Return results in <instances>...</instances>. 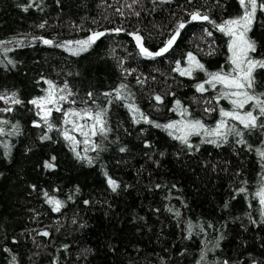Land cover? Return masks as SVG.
I'll use <instances>...</instances> for the list:
<instances>
[{"label":"trees","instance_id":"16d2710c","mask_svg":"<svg viewBox=\"0 0 264 264\" xmlns=\"http://www.w3.org/2000/svg\"><path fill=\"white\" fill-rule=\"evenodd\" d=\"M194 11L220 24L242 10L238 0H0V41H23L0 46V94L15 92L22 101L11 105V112H0V119L9 121L6 132L19 127L18 135L0 136V264H264V205L256 195L264 186V160L257 153L264 150V128L248 130L229 121L245 143L235 135L215 144L207 142L212 137L191 135L188 147L155 126L181 121L180 111L187 109L184 119L212 128L219 109L232 108L227 99L217 103L220 85L196 91L208 78L204 71L189 78L174 70L177 61L187 66L189 52L207 72L231 69L230 38L207 21L189 22ZM180 21L185 27L162 56H142L130 37L139 33L144 46L156 52ZM92 32L105 35L79 55L55 46ZM248 36L256 42L250 55L264 59V12L257 11ZM3 47L11 51L4 54ZM253 75L254 91L264 93V69ZM45 81L67 83L73 95L62 102L64 110L107 109L110 131L90 137L99 148L89 145L85 153L82 142L76 147L91 164L78 158L57 130L65 127L62 112H52L49 132L29 103L45 95ZM122 83L130 100L109 104L111 97L103 94ZM128 102L152 123L135 122ZM8 106L0 101V107ZM249 110L251 103L242 111ZM73 135L84 140L79 132ZM3 143L10 146L7 155ZM46 161L54 167L46 168ZM109 177L119 185L115 191ZM49 197L63 202L59 212Z\"/></svg>","mask_w":264,"mask_h":264},{"label":"snow or ice","instance_id":"6c2138e0","mask_svg":"<svg viewBox=\"0 0 264 264\" xmlns=\"http://www.w3.org/2000/svg\"><path fill=\"white\" fill-rule=\"evenodd\" d=\"M34 2V0H33ZM137 0H133V3H136ZM238 3L241 8V14L237 17L227 19L220 24H217L215 21L210 20V17L207 13H201L200 11H194L190 13V21H207L220 32L228 36L229 44L228 50L231 53L229 56V63L231 65L230 71H224L221 69L217 72H207L204 65L200 63L196 57L189 52L187 54L186 67H181L180 61L176 62L175 71L181 76H188L191 78L194 71H204L207 75V79L204 82L198 83L195 85L196 91L203 94L208 89L205 85H208L212 89H215L217 85L221 86L222 91H220L215 98L217 103L220 99H227L232 105L231 110H225L224 108L219 109L220 119L216 123L215 127L209 128L198 119H184L185 116L190 115L187 112V109L180 111L182 117L181 121L170 122L165 125L156 124V127H162L168 131L169 135H172L175 139L180 140L182 143L186 144L188 147H192L189 143V137L191 135H203L205 137H212L214 139L208 140L210 143H217L218 140H227L229 135H235L241 137L237 142L245 143L243 140V132L236 126V124H229V121H236L239 125L243 126V129H255L257 127L264 128V121H261L260 118L264 117V93L257 94L254 91L255 78L253 73L257 68L264 69V59H255L250 54L256 51V42L249 38L248 33L251 31L253 22L256 18L257 11L264 12V0H238ZM32 7V4L27 5L23 8L24 11ZM131 7V5H129ZM119 11V9L117 10ZM123 15V13H121ZM139 15V13H136ZM45 25L42 23L39 25L40 28H43ZM185 27V22L180 21L177 25L175 32L170 36V38L165 42L164 46L161 47L156 52L149 51L142 42L143 38L138 33H130L139 47L140 54L148 58H155L158 56L164 55L168 52L173 44L175 43L177 37L180 34V30ZM122 29H114L115 32L119 33ZM207 35L211 36L212 33L207 31ZM105 35L104 32H92L86 39L76 40V41H65L62 44H55L51 39H46L43 37H34L33 39L40 40L43 44L52 46L55 44L56 47H63L66 50L70 51L73 55H79L81 52H85L88 48L96 42L101 36ZM15 42L20 45L23 43L21 40L14 41H0V46L10 44ZM2 51L4 54L11 51L10 48L3 47ZM2 63V61H0ZM9 64L13 62L8 60ZM48 88L45 91V95L42 97L33 98L29 101L34 105L38 111L37 115L40 116V119L43 121V124L47 127L48 131H52L54 124L51 122L50 117L53 111L62 112L64 117L63 129H57L61 131L63 138L72 146V150L76 152V147L82 142L86 147L84 149L85 153L89 150V145L91 150H97L99 145L92 142L90 137L101 135L106 137L107 133L110 131L106 119L107 109L97 106L95 110L91 107H84L80 109H68L64 110L62 108V102H69L68 97L72 96L73 93L68 88L67 83L63 87H59L54 84L52 81H45ZM106 97H111L108 100V103L111 104L112 100H121L129 101L131 93L127 91V85L120 84L119 87L113 90V92H107L103 94ZM89 99L92 98L93 94L88 93ZM155 100L158 103H162V98L157 95ZM0 101H3L8 107H0V112H11L13 109L11 105L21 104L22 101L18 98L17 93L13 92L11 95L0 94ZM70 103H75V100L70 101ZM95 103V101H93ZM176 108L180 109V101L177 100ZM208 103V102H206ZM251 103L252 109L257 112L254 115L253 110L242 111L246 104ZM126 107L130 112L133 113V119L135 122L139 123L143 120L146 123H152L135 105L134 102L126 103ZM174 111L176 109H173ZM215 108H205L206 112L215 111ZM88 120L91 121V124H82L79 121ZM9 121L0 119V136H12L19 134L18 125H12V130H5V125ZM35 127H40L38 121L33 122ZM71 125V127H68ZM79 132L81 136L84 137L83 141L77 140L76 136L73 133ZM48 136H43L42 139H49ZM3 148L5 149V155L8 154L10 149L9 144L3 143ZM124 148H121L120 151H124ZM258 155L264 160V150L257 149ZM76 155L80 159H86L89 164L92 163V159L87 156H81L79 152H76ZM52 160H55V157H52ZM46 168H53L54 165L48 161L45 162ZM107 175V174H106ZM108 184L115 191L119 185L111 177L108 178ZM241 192L245 189H240ZM256 195L259 197V202L261 205H264V186H262ZM45 196H48L45 193ZM47 202L53 206V211L59 212L63 206V202L49 197ZM87 203V201H85ZM171 211V209H169ZM176 215H179L177 212ZM264 215V211H262ZM194 226L192 224L188 225L189 234ZM44 236L48 235V232L41 233ZM205 260V254L201 255V261ZM15 257H13V262ZM227 264V261L224 262Z\"/></svg>","mask_w":264,"mask_h":264},{"label":"water","instance_id":"95a60500","mask_svg":"<svg viewBox=\"0 0 264 264\" xmlns=\"http://www.w3.org/2000/svg\"><path fill=\"white\" fill-rule=\"evenodd\" d=\"M138 34H139V33H138ZM139 35H140V34H139ZM140 36H141V35H140ZM130 37H131L132 41L134 42L135 46L137 47V49L139 50V47L137 46V43H136L134 37H133L132 35H130ZM141 37H142V36H141ZM142 42H143V40H142Z\"/></svg>","mask_w":264,"mask_h":264}]
</instances>
